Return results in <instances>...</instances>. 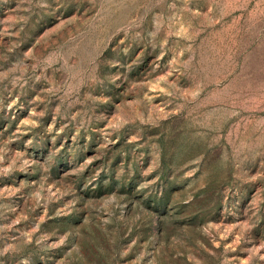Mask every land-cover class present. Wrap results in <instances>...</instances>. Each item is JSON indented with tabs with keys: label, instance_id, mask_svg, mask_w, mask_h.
Segmentation results:
<instances>
[{
	"label": "rangeland",
	"instance_id": "374dc122",
	"mask_svg": "<svg viewBox=\"0 0 264 264\" xmlns=\"http://www.w3.org/2000/svg\"><path fill=\"white\" fill-rule=\"evenodd\" d=\"M0 264H264V0H0Z\"/></svg>",
	"mask_w": 264,
	"mask_h": 264
}]
</instances>
